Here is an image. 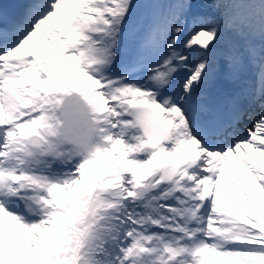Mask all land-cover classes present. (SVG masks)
Instances as JSON below:
<instances>
[{
  "label": "snow or ice",
  "instance_id": "6c2138e0",
  "mask_svg": "<svg viewBox=\"0 0 264 264\" xmlns=\"http://www.w3.org/2000/svg\"><path fill=\"white\" fill-rule=\"evenodd\" d=\"M192 5H0V264H264V0H219L214 17ZM249 67L252 85L205 91ZM68 94L93 110L91 154L45 150Z\"/></svg>",
  "mask_w": 264,
  "mask_h": 264
},
{
  "label": "clouds",
  "instance_id": "9594fccd",
  "mask_svg": "<svg viewBox=\"0 0 264 264\" xmlns=\"http://www.w3.org/2000/svg\"><path fill=\"white\" fill-rule=\"evenodd\" d=\"M130 118L129 129L142 133L141 121L147 110L140 106L126 109ZM51 129L45 135V150L55 155L82 156L94 152L98 146L99 133L91 106L81 97L68 94L51 110ZM128 130V129H126Z\"/></svg>",
  "mask_w": 264,
  "mask_h": 264
}]
</instances>
